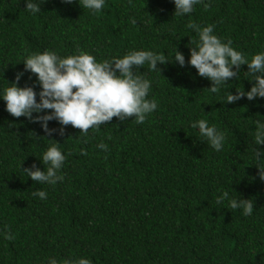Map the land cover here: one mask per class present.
Instances as JSON below:
<instances>
[{
	"label": "trees",
	"instance_id": "16d2710c",
	"mask_svg": "<svg viewBox=\"0 0 264 264\" xmlns=\"http://www.w3.org/2000/svg\"><path fill=\"white\" fill-rule=\"evenodd\" d=\"M39 2L32 14L24 0H0V87L24 69L27 54L45 48L63 55L79 46L104 59L130 48L166 54L175 43L186 63H158L161 74L147 62L139 66L152 80L148 96L157 109L140 124L113 116L87 136L71 124L63 135L46 134L38 121L9 114L0 99V264H41L49 256H85L93 264H264V181L253 159V146L264 145L251 139L264 97L222 102L187 63L196 33L185 29L187 21L213 23L250 59L264 48V0H204L207 7L198 4L184 17L173 14V0H105L95 14L78 0ZM246 70L242 64L230 78L229 91L250 86ZM34 81L24 71L18 83ZM198 117L225 132L222 150L190 127ZM48 125L61 127L54 119ZM52 139L66 154L64 179L38 184L21 168L35 161L43 169L38 156ZM101 140L107 150L97 148ZM36 188L46 199L32 195ZM221 189L252 199L253 213L216 204Z\"/></svg>",
	"mask_w": 264,
	"mask_h": 264
},
{
	"label": "clouds",
	"instance_id": "9594fccd",
	"mask_svg": "<svg viewBox=\"0 0 264 264\" xmlns=\"http://www.w3.org/2000/svg\"><path fill=\"white\" fill-rule=\"evenodd\" d=\"M173 2L175 5L173 14L184 17L192 13L196 5L204 3V0ZM78 3L83 9L95 14L103 9L105 0H78ZM40 4L39 0H24V8L32 14L41 11ZM207 6V3H204V7ZM129 20L133 24L136 23L131 17ZM214 28L213 23L203 26L193 21L185 23L186 30L196 33L195 38L189 37L191 43L188 44L190 54L187 63L195 67L198 75L211 81L208 89L212 93H221L222 102H235L241 97L248 100L264 97V48L254 52L249 59L242 51L233 47L231 39H223ZM174 45L173 48L167 49L166 54L151 49L130 48L121 56H109L104 59H97L91 50L79 46L63 55L55 49L33 51L22 59L24 69L17 71L13 80L6 79L9 83L0 87V99L4 101L9 114L38 121L46 134L58 132L63 135V126L71 124L87 136L90 128L98 129L113 116L121 121L131 116L140 124L145 121L148 114L157 109V101L148 96L152 80L144 71L138 72L137 69L147 62L149 70L161 74V69L157 65L166 61L176 62L183 67L186 63L185 55L175 43ZM242 64L247 65V70L243 72L244 78L251 82L250 86L247 89L244 86L235 87V92L229 91L228 82L232 77L237 78ZM24 71L29 72L30 78L31 74L35 75L33 84L18 83ZM34 84L39 85L38 90ZM53 119L61 126L59 129L49 127L48 121ZM190 127L196 129L199 138L207 141L214 150L219 151L224 147L225 132L215 124L198 117L191 121ZM253 128L251 136L253 145H264V118L255 119ZM35 136L41 137L36 134ZM52 141L38 156L44 165L43 169L37 167L35 161L30 167L21 168L27 177H31L38 184H55L64 179L60 170L66 154L56 143V139ZM108 147L103 140L97 143V148L101 150H107ZM253 159L258 168L256 175L264 181V148L253 146ZM32 195L41 199H46L47 196L40 188L32 191ZM225 201L227 208H239L244 216L253 213L252 199L239 194L233 197L229 191L221 189L215 196V203L222 205ZM4 235L6 239L14 238L10 232H5ZM41 264H93V262L85 256L64 259L49 256L43 259Z\"/></svg>",
	"mask_w": 264,
	"mask_h": 264
}]
</instances>
